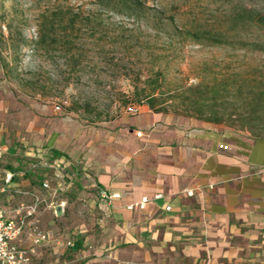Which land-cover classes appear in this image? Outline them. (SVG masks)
<instances>
[{
  "label": "rangeland",
  "instance_id": "1",
  "mask_svg": "<svg viewBox=\"0 0 264 264\" xmlns=\"http://www.w3.org/2000/svg\"><path fill=\"white\" fill-rule=\"evenodd\" d=\"M250 10L264 14V0H0V148L7 149L1 162L42 164L46 158L26 156L44 148L38 128H101L128 107L147 105L146 96L165 115L191 118L188 88L260 80L264 56L241 45L264 40V30L242 15ZM187 30L225 33L231 45L193 42ZM45 174L55 179L40 165L25 179ZM74 185L54 199L64 211L40 210V229L52 237L33 263L119 264L101 248L95 189L85 177ZM76 241L83 244L73 252L67 243ZM244 264H264L262 252Z\"/></svg>",
  "mask_w": 264,
  "mask_h": 264
},
{
  "label": "crops",
  "instance_id": "2",
  "mask_svg": "<svg viewBox=\"0 0 264 264\" xmlns=\"http://www.w3.org/2000/svg\"><path fill=\"white\" fill-rule=\"evenodd\" d=\"M59 127L50 134L38 128L36 139L44 148L26 156L47 160L53 152L59 154L55 161L72 177L62 187L57 179L51 180L58 195L72 190L83 177L91 187L96 184L122 195L109 207L97 200L101 248L110 260L244 264L252 262L255 254L264 256V139L196 119H175L148 105L140 106L137 115L127 113L101 128ZM2 149L5 155L7 149ZM21 169L0 162V183L4 174ZM45 175L40 186L18 177L13 185L46 197L41 189ZM144 198L148 199L144 210L129 209ZM20 199L31 202L28 196L7 197L12 205L5 207L9 217L18 216L24 204L18 205ZM76 242L81 249L83 242ZM17 243L26 248L31 240L25 235ZM37 248L30 264L39 254Z\"/></svg>",
  "mask_w": 264,
  "mask_h": 264
},
{
  "label": "trees",
  "instance_id": "3",
  "mask_svg": "<svg viewBox=\"0 0 264 264\" xmlns=\"http://www.w3.org/2000/svg\"><path fill=\"white\" fill-rule=\"evenodd\" d=\"M98 2H112V0H97ZM125 3L127 0H117ZM249 22L264 30V14L250 10L245 12ZM189 38L196 43H209L210 45H231L225 33L211 30L186 31ZM243 47L264 56V40H254L252 42H242ZM260 70V69H258ZM261 79L253 80L252 84L245 81L240 82L231 78H224L214 82L212 85L199 84L190 87L186 93L190 96L186 99L191 107L187 113L191 119L203 121L205 123L225 126L230 129L247 131L252 137L264 139V64ZM248 85V86H247ZM147 105L157 113L164 112L157 109L156 99L153 96H146ZM239 108L242 111L238 110ZM229 113H226L229 111ZM239 125V126H238ZM54 157H58L57 152H53ZM24 169V168H23ZM29 173V172H28ZM24 178L27 176V174ZM43 177H37L34 181L40 186ZM4 183H0V191ZM34 192L18 188L9 189L0 194V204L5 208L8 205L7 197H22L23 192ZM12 204V203H11ZM80 242L73 243L72 251L80 249Z\"/></svg>",
  "mask_w": 264,
  "mask_h": 264
},
{
  "label": "built area",
  "instance_id": "4",
  "mask_svg": "<svg viewBox=\"0 0 264 264\" xmlns=\"http://www.w3.org/2000/svg\"><path fill=\"white\" fill-rule=\"evenodd\" d=\"M67 102L62 105H57L54 108L55 112H60L61 107L66 105ZM127 113L131 115H137L139 113V107L130 106L127 108ZM140 137L141 133H137ZM4 158V150L0 148V162ZM44 160V159H43ZM39 164L42 168L53 172V178L60 182L61 187L63 184L67 183L68 179H71L63 165L58 161L47 162V160ZM39 165L31 164L27 169H21L18 172H7L4 174L3 183L4 186L1 193L6 192L9 189H18V186L13 185V180L15 177L24 178L26 173L33 171ZM1 176V170H0ZM49 175H45V179L41 184V189L46 193V197L35 192H23L24 196H28L31 199L29 204H21L18 208L16 218H11L8 216V211L0 204V264H30L31 258L35 253V248L42 246L51 240V234L49 232H43L40 229L39 214L41 208L44 209H54V212L64 211V203L58 204L54 207V199L58 195V189H53L51 187V180ZM93 188L97 191L98 202L106 207L112 205L113 201L120 199L122 197L119 193H109L106 190L100 189L96 184H93ZM211 188V187H210ZM188 197L193 196L192 191H186ZM161 198L160 195L156 196V199ZM50 199V201H48ZM148 203V199L144 198L139 204L135 206H130L129 209L135 207L144 210ZM166 211H170V208H166ZM27 236L31 240V245L29 248H24L19 245V240L23 236ZM68 246H73L72 242L67 243Z\"/></svg>",
  "mask_w": 264,
  "mask_h": 264
}]
</instances>
